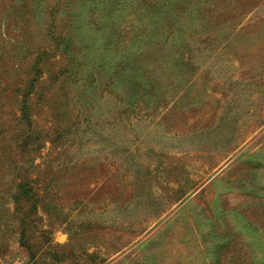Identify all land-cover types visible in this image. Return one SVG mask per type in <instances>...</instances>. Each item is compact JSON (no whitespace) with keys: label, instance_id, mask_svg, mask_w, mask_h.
Here are the masks:
<instances>
[{"label":"rangeland","instance_id":"1","mask_svg":"<svg viewBox=\"0 0 264 264\" xmlns=\"http://www.w3.org/2000/svg\"><path fill=\"white\" fill-rule=\"evenodd\" d=\"M0 264H264V0H0Z\"/></svg>","mask_w":264,"mask_h":264},{"label":"trees","instance_id":"2","mask_svg":"<svg viewBox=\"0 0 264 264\" xmlns=\"http://www.w3.org/2000/svg\"><path fill=\"white\" fill-rule=\"evenodd\" d=\"M36 62H38V61H36ZM69 70H71V72L74 74V71H73V69L71 68V69H69Z\"/></svg>","mask_w":264,"mask_h":264}]
</instances>
